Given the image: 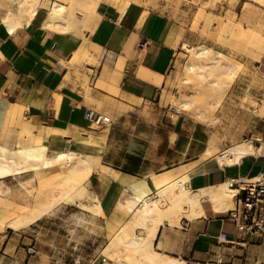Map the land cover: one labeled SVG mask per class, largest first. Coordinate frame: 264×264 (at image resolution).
<instances>
[{"label":"crops","instance_id":"obj_1","mask_svg":"<svg viewBox=\"0 0 264 264\" xmlns=\"http://www.w3.org/2000/svg\"><path fill=\"white\" fill-rule=\"evenodd\" d=\"M97 12L99 18L92 28L83 26L68 32L44 27V8H39L28 24L12 32L0 19V101L21 110L26 122L34 126L33 132L42 134L47 152L66 150L85 155L93 168L109 166L125 179L144 178L153 188L151 174L188 164L179 160L187 155L192 140V133L186 135L182 150H178L180 130L159 126L151 111L160 99H165L162 89L180 42L178 31L162 10L132 1L121 13L114 5L100 2ZM90 108L102 112L113 123L89 128L84 114ZM144 115L154 118L146 119ZM11 117L18 115L14 112ZM128 121L131 127L123 129V137L116 139L121 122ZM26 122L10 133L18 135ZM157 132L165 134L164 144L155 142ZM116 140L124 143L122 152L118 158H108L107 152ZM261 150L263 146L254 154ZM173 151L178 155L167 160V152ZM2 154L15 163L37 159L31 156V147L29 151V147L9 149L0 144ZM157 160L159 165L152 166ZM203 165L205 171L200 174L197 170L201 165L192 167L195 170L186 183L191 190L215 186L231 177L255 178V174L264 172V160L254 158L223 167ZM87 186L91 199L99 200L104 216L97 217L102 220L111 216L118 202L126 203V198L121 199L126 188L118 178L108 176L107 185L101 188L100 172L94 170ZM23 206L18 197L0 194V217L16 213ZM231 209L216 212L203 198L204 215L191 219L182 216L176 224L164 220L153 243L158 251L185 261L213 259L220 252L228 264H264V241L236 230L229 216ZM9 216L11 219L13 215ZM220 232L234 242H221ZM11 239L6 237L1 243L0 262L25 264L27 252Z\"/></svg>","mask_w":264,"mask_h":264},{"label":"rangeland","instance_id":"obj_2","mask_svg":"<svg viewBox=\"0 0 264 264\" xmlns=\"http://www.w3.org/2000/svg\"><path fill=\"white\" fill-rule=\"evenodd\" d=\"M41 1L50 5L53 0ZM121 1H132L162 10L172 18L180 38L174 60L165 75V84L162 89L165 99H160L153 106L154 109H151L155 113L154 117L157 118L159 126L167 130L169 127L175 126L180 130L181 146L177 147L178 150H182L184 140L187 139L185 136H190L192 133L190 147L187 155L183 158V161L188 164L169 171L176 174L179 170L191 169L194 165L201 164L203 167L205 163L206 167H210L212 164L217 166L218 163L214 157L202 155L206 149H210L212 153L221 152L229 144L244 140H252L256 150L262 142L264 144V110H255L257 104L264 107V3L260 2L259 4L258 1L250 2V4L245 3L248 0H221L217 3H212L210 0ZM60 2L71 9L70 20L73 25L77 29H82L87 22L83 9L84 7L90 8V3L86 2L83 5L77 2L70 3L68 0H60ZM1 5L4 7V4ZM243 6L248 9L250 19L243 16L242 12L245 10ZM3 7L0 8V16L5 14V7ZM228 20L235 23L232 30L225 28ZM236 22L240 23L241 28L236 26ZM223 25L224 28H222ZM255 33H259V36H254ZM198 46L210 47L212 54L221 52L233 63L242 62L245 67L236 72L234 82L229 85H223L224 74L214 75L213 77H218L222 85L217 90L198 88L195 86L197 81L194 79V75L191 81L186 83L183 80L182 72L191 62L196 60L200 64H205V69L208 68L210 59L192 55L188 50V48ZM247 83H251L253 88H250L245 101H242L241 97ZM184 98H190L193 107L201 109L203 116H197L196 109L182 110L180 101ZM14 112L18 117H11ZM144 117L150 120L154 118L148 115H144ZM23 122L26 120L20 109L0 101V144L7 145L9 149L22 146L30 148L28 140L17 135V132L10 133L12 128L17 131ZM130 127V121L121 122L119 126L121 130L116 135V139L123 137L122 130H128ZM145 129L147 130V128ZM164 138V133L157 132L155 142L164 144L167 139ZM123 144L116 140V143H113V146L109 148L107 157L118 158L122 152ZM51 153L54 152L48 151V156H51ZM167 154V160H169V157L174 158L178 152H167ZM0 158L2 165L3 162L8 164L7 166L0 165L4 168L0 171V184L4 187V189L0 187V194L18 197L24 202V205L34 207L37 204L36 199L38 202L46 201L52 189H55L56 192H60L61 189L63 191L69 189V187L59 185L58 180H52L55 182L42 187L43 184L33 177L35 167L41 160L32 159L23 163H15L4 154L0 155ZM253 158L257 161L264 160V150L243 157L241 161L246 162ZM158 165L159 160L153 162L152 166L157 167ZM140 173L143 172L140 171ZM260 173L263 172H258L255 176ZM152 186L155 189L153 183ZM86 187L89 192L87 185ZM127 195L128 193L124 191L121 199L126 198ZM163 198L159 194H152V199L161 200ZM54 202V205L41 214L39 217L41 219L37 223L30 225L34 222L31 221L29 226L15 221L19 210L16 213L2 214L0 220L14 221L17 227L0 230V246L6 237H11L13 242L18 241L19 247L27 252L28 259L25 260V264H102L101 256L108 258L101 252L103 247L119 230L129 212L124 209L113 216L115 214L114 207L111 216L102 220L92 214L94 207L88 205L91 198L81 200L78 197L68 196L60 197ZM84 206L85 208H83ZM233 207L234 204L231 208ZM101 213L100 216H104L102 210ZM10 214L13 215L11 219H9ZM90 229L94 230V234L90 233ZM132 231L139 236L144 233L143 229L137 226ZM21 241H23L22 244ZM108 260V263L111 264L110 258ZM187 262L192 264L191 261ZM0 264L8 263L2 260ZM221 264L228 263L222 261Z\"/></svg>","mask_w":264,"mask_h":264},{"label":"bare ground","instance_id":"obj_3","mask_svg":"<svg viewBox=\"0 0 264 264\" xmlns=\"http://www.w3.org/2000/svg\"><path fill=\"white\" fill-rule=\"evenodd\" d=\"M68 1L70 3L77 2L83 5H85L86 2L90 3V8L84 7L83 9L85 17L87 18V22L84 26L87 28H92L96 24L99 18L97 6L100 2H107L114 5L120 13L129 3L128 1L122 2L121 0ZM210 1L212 3H217L221 0ZM257 1L259 4L260 2L264 3V0H248L245 3L250 4V2ZM0 3L4 4L5 7V14L0 16L1 22L10 32L19 26L28 24L39 8H44L47 12L43 21L44 27L64 32L77 29L70 20L71 9L65 7L64 3L60 2V0H53L50 5L41 0H0ZM1 4L0 6L3 7ZM243 8L245 9L243 10L244 12H242L243 16L250 19L248 9H246V6H243ZM226 24L225 28L227 29H231L233 24L235 25V23L230 20H228ZM236 26L241 28L238 22H236ZM222 28H224V25ZM253 35L259 36V33ZM188 50H190L192 55L210 59L207 69L204 67L205 64H200L198 61L194 60L187 66L186 70L182 72L183 80L186 83H189L194 75V79L197 81L195 86L198 88L202 87L206 90L208 88L209 90L219 89L221 83L218 77L214 78L213 76H220L221 74L225 75L223 85H229L234 82L236 72L238 70H243L245 67L242 62H238L237 64L233 63L226 55L221 54V52L212 54L210 47L207 46L188 48ZM250 88H253L252 84L247 83L245 92L241 97L242 101H245ZM180 107L187 111L196 109L195 114L199 117L203 116L201 109L193 107V102L190 98L181 99ZM255 110H264V107H262L261 104H257ZM33 128V125L26 122L21 126L18 134L29 141L31 145V156L41 160L38 166L35 167V173L34 176H32L43 184L42 187L55 182L52 180H58L59 185L69 187V189L66 191L61 189L60 192H56L55 189H52L46 201L38 202V199H36L37 204L34 207L24 205L21 210L18 211L15 221L24 226H28L31 221L36 220V217L39 218L44 211H47L54 205V201H56V199L59 200L60 197H78L81 200L92 198L86 185L94 170L100 172L101 188L107 185L108 176L118 178L124 183L126 188L125 192H127L128 195L126 197V203L118 202L115 205V214H113V216L124 209L129 212V215L119 227V230L113 234L109 243H107L101 251L110 258L112 261L111 264H190L181 258L163 254L156 249L153 241L159 225L163 223L164 220H167L169 224H176L182 216L191 219L195 216L204 215L202 210L203 198L211 202L216 212L226 211L233 205V195L237 190L234 186L230 185L229 179L215 186L191 190L186 186V183L189 182L190 175L195 169L179 170L176 174L171 171H164L160 174L153 175L152 180L155 186V189H153L150 183L144 178L130 177L125 179L118 171L102 164L98 168H93L92 163L85 155L77 156L66 150H57L51 153V156H48L47 145L44 143L42 134L34 133ZM19 139L20 142H22L21 138ZM261 146H264L263 142ZM254 152L255 148L253 147L252 140H244L229 144L228 147L221 152L216 151L212 153L210 149H206L202 152V155L214 157L218 165L229 166L241 163V158L254 154ZM179 161H183V158ZM203 171H205L203 167L197 170L199 174ZM253 180L254 178L240 177L238 179L242 186ZM153 193L159 194L160 197L164 198L161 200L152 199ZM165 202L166 204H164ZM88 205L94 207L92 209V214L94 216H100V214H102V209L97 198L93 197V200L91 199ZM83 208H85V206ZM135 226L142 228L144 233L140 236L135 234L132 231ZM6 227H17V225L14 221L0 220V230ZM90 233L94 234V230L90 229Z\"/></svg>","mask_w":264,"mask_h":264},{"label":"built area","instance_id":"obj_4","mask_svg":"<svg viewBox=\"0 0 264 264\" xmlns=\"http://www.w3.org/2000/svg\"><path fill=\"white\" fill-rule=\"evenodd\" d=\"M84 115L88 121L89 128H97L113 123L111 118L92 108L87 109ZM219 166L223 167L225 165ZM239 178H229L230 185L237 190L233 195L236 198V203L229 211V216L233 219L235 228L240 233L248 237H257L264 241V172L257 175L253 181L248 182L244 186L239 183ZM218 239L224 243L234 242V240L227 238L225 232H220ZM108 261V258L101 256L102 264H107ZM222 261V254L218 252L213 259L193 260L191 262L192 264H221Z\"/></svg>","mask_w":264,"mask_h":264}]
</instances>
